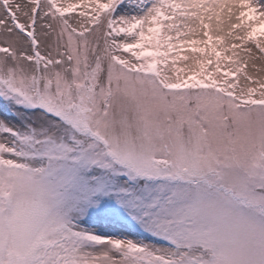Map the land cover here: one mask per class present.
I'll use <instances>...</instances> for the list:
<instances>
[{"label":"snow or ice","instance_id":"1","mask_svg":"<svg viewBox=\"0 0 264 264\" xmlns=\"http://www.w3.org/2000/svg\"><path fill=\"white\" fill-rule=\"evenodd\" d=\"M0 264H264V0H0Z\"/></svg>","mask_w":264,"mask_h":264}]
</instances>
